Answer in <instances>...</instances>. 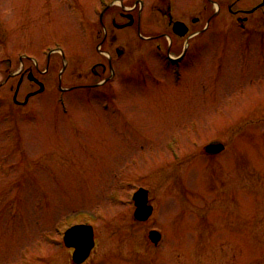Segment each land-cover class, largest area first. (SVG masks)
I'll return each instance as SVG.
<instances>
[{"label":"rangeland","instance_id":"obj_1","mask_svg":"<svg viewBox=\"0 0 264 264\" xmlns=\"http://www.w3.org/2000/svg\"><path fill=\"white\" fill-rule=\"evenodd\" d=\"M172 1L175 18L201 17L188 52L156 10L167 0L115 1L134 18L124 29L110 22L124 21L119 8L102 27L97 0H0V264H68L47 235L77 222L129 252L114 264H264V33L231 31L227 0H211L209 20V0L187 8ZM104 30L99 54L94 40ZM165 54L186 58L167 67ZM106 56L110 83L68 88L96 82L92 66ZM47 65L44 91L23 107L13 103L18 71ZM30 86L23 80L19 101ZM213 141L225 150L203 155ZM138 186L152 191L157 208L144 224L129 218ZM209 201L222 204L208 209ZM151 228L162 235L156 248L146 239ZM193 243L203 249L192 253Z\"/></svg>","mask_w":264,"mask_h":264},{"label":"flooded vegetation","instance_id":"obj_2","mask_svg":"<svg viewBox=\"0 0 264 264\" xmlns=\"http://www.w3.org/2000/svg\"><path fill=\"white\" fill-rule=\"evenodd\" d=\"M113 3H114L113 1L112 2L110 1L109 7L106 9V11L104 12V14L102 16L103 28L105 27L104 26V17L106 15L107 11L110 8L116 9ZM213 3H214L213 1L209 0L207 2L204 1V3L202 4V7H204L206 9V10H204V12H205V17L207 16V20H209V18L211 17V15H209V9H210L209 6H212ZM239 3H240V0H238V1L227 0V4H226L227 14L230 16V18L234 22V25L231 27L230 30L231 31L234 30L235 29L234 27L236 26L237 28H241L243 31H246L248 33L249 32L252 33V35L253 34H258V33H264V24H262V21H263V18H264V0H255L252 3V5H250L248 7H242V6L237 7V5ZM192 4H193V0H189V1L188 0H186V1L184 0V2H183V5H185L186 8H187V6H191ZM176 6H177V4L175 3V1L173 2L172 0H167L166 4H163V5L159 6V7H156V10L159 13V15L164 20L167 21V25H168V27H170L171 32L173 34L172 38L175 40L176 44H178L180 46L181 50L183 51L184 47H181L183 42L184 43H186V42L189 43L190 40L194 37V35H196L199 32L200 27L197 28V26H195V25L200 23L201 17L200 16L199 17L198 16H188V15L182 14L181 16L175 18L173 16L172 12H173L174 8H176ZM134 7H135V5L132 8H134ZM186 8L184 7V9H186ZM120 9H124V10L123 11L120 10L118 12V16L121 17L124 21H122V23H117L116 22V18L114 16V17L111 18L110 22H111V24L114 27L119 28V29H124V28L129 27V25H126L127 23H129V8L126 9L124 6H121ZM179 9L184 12V9H182L181 7H179ZM207 9H208V11H207ZM188 20L190 21L191 24H193L195 26V28H192V25L189 24ZM98 21H99V19H98ZM175 21H180V22H182L184 24L185 27H183V29H186V31H187L185 35H179V34H175L173 32V23ZM100 24H101V22H100ZM133 24H134V19H133L132 25ZM121 25H126V26L121 27ZM138 25H139V20L137 21V31H138ZM179 31L181 32L182 29H180ZM157 37L158 36H154V37L147 36V38H143V39H149L150 40L152 38L156 39ZM95 41H97L98 42V46H100V51H98L99 54L101 52H104L102 47L104 45H106V43L109 41V36L107 35L106 30H104V35L101 38H99V35L97 34L94 42ZM189 49H190V43L188 44V47H187L186 51L188 52ZM181 50L178 53L179 54L178 56L181 55ZM116 53H117L118 56H122L123 55V49H119V48L116 49ZM169 54H170V50H169ZM165 55H166V57H168V54H165ZM183 56L178 58L177 61L174 60V62L177 65H179L186 58V57H183ZM106 61H107V64H106ZM106 61H105V63H95L92 66V72L97 76V79H98L96 82H94L93 84H89V85L79 84V85L73 86L72 84H69V85H67V86H69L68 88H72V89H76V90L77 89L78 90H84V89H88V88H94L95 89V87L98 86V85H102L103 83H107V84L110 83L111 79L113 78L112 63L114 61L109 56H106ZM106 67L110 70L109 71L110 74H108L107 76L103 77L102 75L105 73ZM96 68H98V69L100 68V70H99L100 72L96 71L95 70ZM48 70H49V68L47 67L43 71H39V69L37 67L35 68V67L31 66V67H28L27 69L26 68H22V69H20L18 71V75H19L18 81H21V84H22L23 80H27L28 83L31 85L30 86L31 90L26 92L24 97L22 98L23 100L22 101L18 100L19 102H23L25 97L29 93L37 91L39 89V87H40L38 85L39 82L43 83V85L45 87V82L47 81L48 76H49L48 75L49 74ZM176 71L179 73L180 70H176ZM13 75H15V74H13ZM41 75H43L42 78H41ZM101 77H103V79H101ZM177 77H179V76H177ZM41 79L43 81H41ZM57 84L59 85V80H58ZM61 86H62V83H61ZM90 86H92V87H90ZM97 88H99V87H96V89ZM72 89H70V90H72ZM19 90H20V88H19ZM18 94H19V91H18ZM18 94H17V99H18ZM30 99H29V101H30ZM19 106H21V105H19ZM130 187H131V185H130ZM139 188H144V187H139V186L138 187H134V188L132 187L131 190H130L129 204H130V206L132 208V212H131L132 215L129 214V218L132 217L133 220L137 224L138 223L139 224H144V223L147 222L148 219L146 221H139V220L135 219L136 206H135V203H134V200H133V196H134V193ZM151 193H152V191L150 189H148L147 204L152 207L151 215H154L156 213L157 208L153 204V202H155V197H151ZM207 204L210 205V206H208V209H210L212 204L217 205V204H222V203H216V202L209 201V202H207ZM151 215H150V217H151ZM75 224L91 225L88 222H77V223L69 224V225H67L66 227H64L63 229L60 230V232L58 234V237L56 239H55V237H52V236L49 237V246L52 247V245H54V244H50V243H53V241H54V242L58 243L57 245H58V247L60 249H64L67 252L68 256L70 257V260H69L68 264H75L73 262V260H72V255H73V252H74L75 249L73 247H66L65 246L64 235H65L66 230H68L69 227H71V226H73ZM151 230H156V229H153V228L148 229L147 235H148L149 231H151ZM130 233H131V230H129V234ZM147 235H146V239H147V241H149ZM108 238H109V235L106 236V237H103V238H98L97 232H96L95 228L93 227L94 246H93L88 258L85 260V262H83L81 264H114L113 263L114 258H116V260L121 261L122 263H125L124 261L128 262L129 261V252H128V255H125V254H123L121 252H118V251L115 252L114 249L111 247L112 243L114 242V240L112 239V242H110V244H107ZM161 238H162V236H161ZM78 240L79 241H82V240L84 241V237H73V238L70 239L69 243L78 244ZM100 241H105L106 242L105 246H101V249L99 247V242ZM131 242H133V241H130V239H129V244ZM149 243H151V242L149 241ZM209 243H208V246H210V247L213 246L212 244H209ZM158 244L157 245L152 244L153 246H155L153 248H156V246L158 247ZM118 245H121V244L119 243ZM192 247H193V249L191 250L192 253H196L199 250L203 249V243H193ZM208 249H210V248H208ZM212 250H213V248H212ZM240 255H241V253L239 252V257H240ZM236 262H237L236 264H243V262H238V259H237ZM197 263L198 262L194 259V264H197ZM115 264H116V262H115Z\"/></svg>","mask_w":264,"mask_h":264},{"label":"water","instance_id":"obj_3","mask_svg":"<svg viewBox=\"0 0 264 264\" xmlns=\"http://www.w3.org/2000/svg\"><path fill=\"white\" fill-rule=\"evenodd\" d=\"M129 25L132 24L133 19L131 16H129ZM183 24L181 22H175L173 26V31L184 35L186 32V29H183ZM182 29L180 32L179 30ZM43 90V87L40 88L38 92H41ZM30 94L26 97V101L29 98ZM224 150V145L222 143H211L205 147V152L207 154H218ZM147 193L148 191L145 189H139L135 195L134 200L135 204L137 206V209L135 211V218L137 220H147L148 217L151 214L152 208L151 206H147ZM83 229H87L88 232H83ZM72 236H83L84 241H79L78 244L69 243L68 240ZM86 238V239H85ZM149 238L153 243H157L160 240V234L156 231H151L149 233ZM65 241L68 244V246H74L76 247V251L74 253V261L76 263H81L85 260V258L88 256L90 249L93 246L92 242V231L90 226H84V225H77L70 228L66 234H65Z\"/></svg>","mask_w":264,"mask_h":264},{"label":"clouds","instance_id":"obj_4","mask_svg":"<svg viewBox=\"0 0 264 264\" xmlns=\"http://www.w3.org/2000/svg\"><path fill=\"white\" fill-rule=\"evenodd\" d=\"M11 7L10 6H5L4 8V12H5V15H7L9 12H11Z\"/></svg>","mask_w":264,"mask_h":264}]
</instances>
